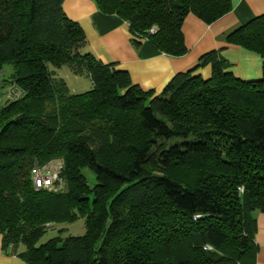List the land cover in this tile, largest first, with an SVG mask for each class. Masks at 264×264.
Listing matches in <instances>:
<instances>
[{
    "label": "trees",
    "instance_id": "1",
    "mask_svg": "<svg viewBox=\"0 0 264 264\" xmlns=\"http://www.w3.org/2000/svg\"><path fill=\"white\" fill-rule=\"evenodd\" d=\"M62 3L0 0V70L12 68L0 105L2 246L29 264H254V213L264 212V14L226 36L261 57L258 78L235 76L212 50L155 93L82 51L84 31ZM95 4L128 24L134 45L170 56L187 51L188 13L210 24L232 7L231 0ZM63 65L91 88L71 93L54 77ZM206 65L204 78L198 69ZM54 160L64 188L35 189V165ZM83 168L94 173L92 186ZM79 217L82 235L38 243L48 226Z\"/></svg>",
    "mask_w": 264,
    "mask_h": 264
},
{
    "label": "crops",
    "instance_id": "2",
    "mask_svg": "<svg viewBox=\"0 0 264 264\" xmlns=\"http://www.w3.org/2000/svg\"><path fill=\"white\" fill-rule=\"evenodd\" d=\"M231 10L207 24L188 13L181 26L186 53L170 56L152 48L147 42L134 45L128 24L115 14L98 10L95 0H63L66 15L79 23L85 35L82 51H89L104 63H114L128 72L131 81L144 90L159 93L177 73L192 68L204 53L217 50L239 78L250 80L261 75V57L241 46L226 42V36L252 18L264 14V0H231ZM202 77L211 73L210 65L198 69ZM254 241L257 253L254 264H264V212L256 211ZM19 246L17 251L22 250ZM0 264H29L13 249L2 246L0 234Z\"/></svg>",
    "mask_w": 264,
    "mask_h": 264
},
{
    "label": "rangeland",
    "instance_id": "3",
    "mask_svg": "<svg viewBox=\"0 0 264 264\" xmlns=\"http://www.w3.org/2000/svg\"><path fill=\"white\" fill-rule=\"evenodd\" d=\"M11 72L12 68L10 65H6L2 70H0V105L4 104L9 96L8 88L4 83L5 80L9 79V75L11 74ZM54 77L55 79L62 78L63 80H65L71 93L84 92L91 88V81L87 76L73 74L72 72H70L67 65H63L60 68L55 69ZM51 164L58 167L60 162L58 160H54L53 162H51ZM82 172L86 176L88 184L92 186L95 183L94 173L88 168H83ZM84 232V219L82 217H79L73 222L54 223L48 226L45 229L43 235L40 237L38 243H44L51 237L57 235L65 237L67 235H82Z\"/></svg>",
    "mask_w": 264,
    "mask_h": 264
},
{
    "label": "built area",
    "instance_id": "4",
    "mask_svg": "<svg viewBox=\"0 0 264 264\" xmlns=\"http://www.w3.org/2000/svg\"><path fill=\"white\" fill-rule=\"evenodd\" d=\"M32 182L35 189L58 191L64 188L65 181L61 176L60 167L51 164L35 165L32 174ZM207 248H210L207 246Z\"/></svg>",
    "mask_w": 264,
    "mask_h": 264
}]
</instances>
